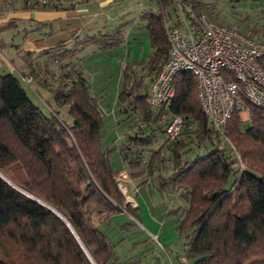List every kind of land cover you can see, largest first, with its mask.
Returning a JSON list of instances; mask_svg holds the SVG:
<instances>
[{
    "label": "trees",
    "instance_id": "obj_1",
    "mask_svg": "<svg viewBox=\"0 0 264 264\" xmlns=\"http://www.w3.org/2000/svg\"><path fill=\"white\" fill-rule=\"evenodd\" d=\"M73 1L2 0L11 10L68 9ZM158 3L140 15L150 52L122 68L118 107L133 120L119 146L105 144L104 116L73 59L88 44L104 50L123 43L124 24L75 38L69 47L23 53L20 74L45 88L57 107L68 104L70 124L46 101L44 113L19 77L0 71V264H138L140 257L121 258L99 227L115 211L130 216L125 225L138 218V206L125 201L117 184L110 161L116 149L129 174L156 172L159 191L179 192L178 264H264V107L246 102L249 125L242 128L235 109L219 132L199 106L190 72L176 75L168 109L150 107V83L169 52L164 19L174 22L181 3L224 23L215 1ZM174 114L183 125L169 138Z\"/></svg>",
    "mask_w": 264,
    "mask_h": 264
},
{
    "label": "rangeland",
    "instance_id": "obj_2",
    "mask_svg": "<svg viewBox=\"0 0 264 264\" xmlns=\"http://www.w3.org/2000/svg\"><path fill=\"white\" fill-rule=\"evenodd\" d=\"M140 1L114 0L115 5L99 10L100 22L95 23L94 26L100 28V25L105 23L106 26H112L123 22L124 19L133 18L137 15ZM209 1H215V10L224 24L234 26L246 34L264 40V0ZM113 15H115L114 20L110 22ZM128 25L129 23L126 27ZM254 30L257 32L254 33ZM125 33L124 31V36ZM70 45L71 43L66 44L67 47ZM127 53L123 44L104 50L93 44H88L79 48L73 59L77 65L82 67L83 74L91 85V93L96 98L104 116L103 137L105 144L119 146L124 142L128 124L133 120L131 117L127 118L125 113L120 112L118 107V94L122 89L123 82L121 62L126 59ZM128 58L131 60V55ZM52 69L56 70V65ZM14 75L21 79L32 102L44 113L49 114L50 112L46 101L49 102L52 109L57 111L58 117L62 121L66 124L72 122V117L68 112V104L57 107L51 94L45 88L38 86L35 81L26 83L17 71ZM243 116L246 117L247 121L242 122L241 126L246 128L249 125V117L245 112ZM241 120L243 121L242 117ZM161 137L162 134L160 133L159 138ZM229 144L233 145L232 143ZM110 161L113 170L118 172L116 174L117 184L125 194V201L132 206H138V218L132 217L134 224L125 225V222H129L130 216L123 211H115L108 222L99 225L100 229L108 234L110 244H115V251L123 259H131L137 256L141 258L138 264H167L168 262L178 264L177 256L181 257L183 250L177 230L179 213L173 209L178 204H183L179 199V192L159 191L156 187V172L151 175L141 171L129 174L121 162L117 149L112 151ZM122 170L124 173H120ZM132 197L135 198L136 203ZM153 228L159 229L160 235L154 234L151 231ZM143 230L151 234L148 242L144 240V237H141V234L144 233ZM154 236L159 239V242ZM135 240L140 242L137 247H134Z\"/></svg>",
    "mask_w": 264,
    "mask_h": 264
},
{
    "label": "built area",
    "instance_id": "obj_3",
    "mask_svg": "<svg viewBox=\"0 0 264 264\" xmlns=\"http://www.w3.org/2000/svg\"><path fill=\"white\" fill-rule=\"evenodd\" d=\"M177 6L175 21L164 19L169 52L150 83L148 104L153 109H168L175 95L176 75L190 72L201 110L222 132L235 109L250 117L246 102L264 107V68L260 62L264 58V40L196 13L189 5ZM24 79L26 83L32 80L28 76ZM182 125V116L172 115L167 136L179 135Z\"/></svg>",
    "mask_w": 264,
    "mask_h": 264
},
{
    "label": "crops",
    "instance_id": "obj_4",
    "mask_svg": "<svg viewBox=\"0 0 264 264\" xmlns=\"http://www.w3.org/2000/svg\"><path fill=\"white\" fill-rule=\"evenodd\" d=\"M113 1L75 0L73 1L74 7L68 9L11 10L0 0V71L12 74L15 71L21 73L24 52H37L59 44H72L75 38L79 40L87 35L98 33V31H109L119 24H124L122 35L124 31L126 33L125 36H122L123 43L121 44L128 52L126 59L121 62L122 68L129 60L130 55L131 60L145 58L146 54L150 52V44L145 34L144 21L140 15L149 8H159V0H141L137 15L131 19H124L123 22L112 26H106V23L100 25V28L94 26L95 23L100 22L99 10L115 5ZM124 11L126 10L124 9ZM113 17L115 15L111 16L110 22L114 20ZM128 23L129 25L126 27ZM240 113H242L240 116L243 122H246V117L243 116L244 112ZM121 162L123 163L122 158ZM120 173H124V171L122 170ZM132 198L135 201V198ZM151 231L160 235L157 228H153ZM141 237H144V240L146 238L148 242L151 234L144 231ZM139 243L138 240H135L134 247H137Z\"/></svg>",
    "mask_w": 264,
    "mask_h": 264
},
{
    "label": "water",
    "instance_id": "obj_5",
    "mask_svg": "<svg viewBox=\"0 0 264 264\" xmlns=\"http://www.w3.org/2000/svg\"><path fill=\"white\" fill-rule=\"evenodd\" d=\"M38 201H40V200H38ZM41 202V201H40ZM41 203H43V202H41ZM44 205H46L47 207H49L51 210H53L54 212H56V213H58L54 208H52L51 206H49L48 204H45V203H43ZM59 214V213H58ZM60 215V214H59ZM62 218H64L62 215H60ZM92 260V259H91ZM93 262V261H92ZM94 263V262H93ZM95 264V263H94Z\"/></svg>",
    "mask_w": 264,
    "mask_h": 264
}]
</instances>
